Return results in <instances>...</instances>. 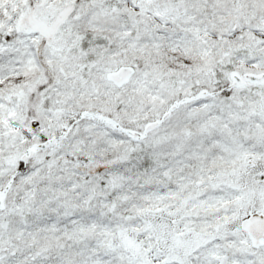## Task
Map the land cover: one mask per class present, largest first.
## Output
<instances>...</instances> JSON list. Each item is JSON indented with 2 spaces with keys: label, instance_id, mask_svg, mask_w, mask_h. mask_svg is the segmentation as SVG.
Returning <instances> with one entry per match:
<instances>
[{
  "label": "snow or ice",
  "instance_id": "obj_1",
  "mask_svg": "<svg viewBox=\"0 0 264 264\" xmlns=\"http://www.w3.org/2000/svg\"><path fill=\"white\" fill-rule=\"evenodd\" d=\"M0 264H264V0H0Z\"/></svg>",
  "mask_w": 264,
  "mask_h": 264
}]
</instances>
